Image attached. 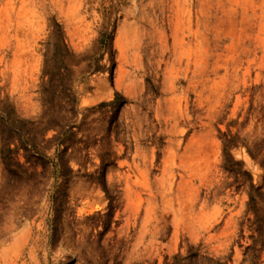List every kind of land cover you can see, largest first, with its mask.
<instances>
[{
  "label": "rangeland",
  "instance_id": "obj_1",
  "mask_svg": "<svg viewBox=\"0 0 264 264\" xmlns=\"http://www.w3.org/2000/svg\"><path fill=\"white\" fill-rule=\"evenodd\" d=\"M65 263L264 264V0H0V264Z\"/></svg>",
  "mask_w": 264,
  "mask_h": 264
},
{
  "label": "bare ground",
  "instance_id": "obj_2",
  "mask_svg": "<svg viewBox=\"0 0 264 264\" xmlns=\"http://www.w3.org/2000/svg\"><path fill=\"white\" fill-rule=\"evenodd\" d=\"M129 201V200H128ZM129 204H130V201H129ZM76 233V232H75ZM79 233V232H78ZM85 233V232H84ZM69 234V233H68ZM81 234V233H80ZM88 234V233H87ZM86 235V234H85ZM70 236V235H69ZM71 236H72V234H71ZM80 236V235H79ZM73 237V236H72ZM72 239V238H71ZM79 241V240H78ZM84 241H86V240H84ZM70 242V241H69ZM72 242V241H71ZM74 242H75V240H74ZM77 242V241H76ZM86 243V242H85ZM77 244V243H76ZM83 244V243H82ZM66 264V263H65Z\"/></svg>",
  "mask_w": 264,
  "mask_h": 264
}]
</instances>
